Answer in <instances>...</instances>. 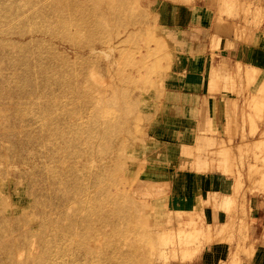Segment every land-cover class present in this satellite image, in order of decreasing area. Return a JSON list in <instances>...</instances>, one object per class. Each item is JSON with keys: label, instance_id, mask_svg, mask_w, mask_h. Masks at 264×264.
Segmentation results:
<instances>
[{"label": "rangeland", "instance_id": "obj_1", "mask_svg": "<svg viewBox=\"0 0 264 264\" xmlns=\"http://www.w3.org/2000/svg\"><path fill=\"white\" fill-rule=\"evenodd\" d=\"M262 213L264 0L8 1L0 264H242Z\"/></svg>", "mask_w": 264, "mask_h": 264}, {"label": "crops", "instance_id": "obj_2", "mask_svg": "<svg viewBox=\"0 0 264 264\" xmlns=\"http://www.w3.org/2000/svg\"><path fill=\"white\" fill-rule=\"evenodd\" d=\"M204 4H206V1H204ZM262 51V50H261ZM190 72V71H189ZM193 73V78L190 79V82L196 83L197 88L201 90H205V79L202 78L201 80L198 79L196 76L198 75L199 72L191 71ZM196 75V76H195ZM204 93V92H203ZM218 96V97H217ZM213 99H221V94L217 93L212 97ZM207 100V99H206ZM205 100V101H206ZM214 101V100H213ZM220 104V101L218 102ZM263 212V211H262ZM263 225L259 228L260 232L258 233L259 235V241L256 246V252L253 256L248 257V258H242L244 259V263L242 264H264V213L261 215V220H260ZM226 257V256H225Z\"/></svg>", "mask_w": 264, "mask_h": 264}, {"label": "bare ground", "instance_id": "obj_3", "mask_svg": "<svg viewBox=\"0 0 264 264\" xmlns=\"http://www.w3.org/2000/svg\"><path fill=\"white\" fill-rule=\"evenodd\" d=\"M8 1L10 0H0V31H5V29H7L8 27ZM12 1H33V0H12Z\"/></svg>", "mask_w": 264, "mask_h": 264}]
</instances>
